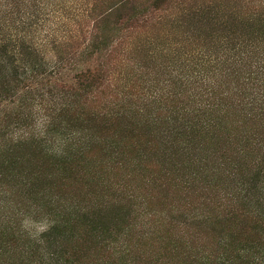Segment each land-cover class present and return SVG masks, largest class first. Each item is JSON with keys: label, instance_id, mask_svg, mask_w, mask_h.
Wrapping results in <instances>:
<instances>
[{"label": "rangeland", "instance_id": "374dc122", "mask_svg": "<svg viewBox=\"0 0 264 264\" xmlns=\"http://www.w3.org/2000/svg\"><path fill=\"white\" fill-rule=\"evenodd\" d=\"M47 1L28 19L45 71L35 87L84 151L61 168L24 155L23 172L39 177L21 211L0 215V264L28 250L42 264L44 182L67 208L69 264H234L249 244L264 253V0ZM2 180L20 200L22 177Z\"/></svg>", "mask_w": 264, "mask_h": 264}, {"label": "trees", "instance_id": "16d2710c", "mask_svg": "<svg viewBox=\"0 0 264 264\" xmlns=\"http://www.w3.org/2000/svg\"><path fill=\"white\" fill-rule=\"evenodd\" d=\"M4 1L3 5L0 4V41L6 42L5 47H9L11 53L13 51V54L21 56L17 59V64L12 54L9 57L6 53L0 55V104L2 100L6 101L4 108L0 109V185L2 183L7 185L2 180L4 177L11 178L15 175L21 176L24 181L20 187L22 196L20 200L15 195L17 189L13 188V194H11L13 186H6L8 190L0 188V196L3 200L0 215L3 213V216L9 215L13 218V209L21 211L20 207L25 197L31 198L34 195L31 185H28V178L32 183L38 180L33 176L39 177L33 173L23 172L21 160L24 163L28 160L24 158V155H29L33 159L36 155H41L45 159L47 156L54 158L55 164L61 165L60 168L68 165L75 166L82 158L85 143L76 138L74 133L65 126L55 121L51 98L49 100L44 98L45 93H41L42 89L35 87L37 78L44 75L45 71L42 70L40 61L38 62L33 33L29 32L35 24L29 23L28 19L33 15L31 14L33 7H38L41 0H37L36 6L33 0H26V3L23 0L22 2L19 0ZM49 1L45 2L46 6L52 5ZM24 9L27 10L26 13ZM34 9L36 16L40 14L41 9ZM26 42L27 47H25ZM25 81H30V83L24 86ZM15 96L17 98L14 101L12 99ZM46 177L50 175L43 176L48 181ZM47 184L44 182V185L37 190L41 196L38 200L42 202L41 205L37 204L38 212L44 217L46 213L45 229L39 234L40 246H37L42 256L41 263L69 264L67 259L64 260L62 257L63 252L60 247L62 235L59 233V230L63 228V223L60 222L62 221L61 216L65 218L67 208L60 204L63 198H54L53 189L56 188ZM263 190H258V193L262 194H259L260 196H263ZM255 192L257 193V189ZM5 208L9 210L4 212ZM79 211L80 207L69 212L77 216ZM254 247L251 244L244 245L240 249L241 252L234 255V264H264V253L254 252ZM30 254L32 252L29 250L28 256L20 253L18 264H26V262L34 264L30 259ZM227 264L232 263L227 262Z\"/></svg>", "mask_w": 264, "mask_h": 264}]
</instances>
